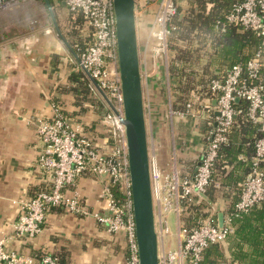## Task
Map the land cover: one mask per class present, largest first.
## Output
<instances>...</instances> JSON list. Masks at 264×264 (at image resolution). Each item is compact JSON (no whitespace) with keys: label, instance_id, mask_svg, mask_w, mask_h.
I'll list each match as a JSON object with an SVG mask.
<instances>
[{"label":"crops","instance_id":"1","mask_svg":"<svg viewBox=\"0 0 264 264\" xmlns=\"http://www.w3.org/2000/svg\"><path fill=\"white\" fill-rule=\"evenodd\" d=\"M36 4V0H28L20 8L36 12ZM10 12H0V241L3 249L35 261L49 256L56 264H125V235L107 232L104 224L94 217L107 216L109 212L105 184L89 171H83L72 185L63 189L67 197L76 199L79 213L63 207L49 208L37 235L28 238L14 234L12 225L20 215L21 203L50 186V177L37 164L42 148L36 134L38 121L49 118L52 109L57 108L76 138L102 156L112 150L114 130L106 103L53 27L40 20L41 16L33 14L35 19H28ZM134 15L148 157L154 158L164 175L176 174L179 179L189 173L192 177L204 144L207 114L202 108L205 102L181 111L172 107L180 96L178 84L186 83L185 76H177V68L192 73H189L187 99L195 101L200 89L198 80L217 74L223 67L205 63L203 58L178 65L177 61L172 62L176 55L169 49L164 55L155 56L148 34L150 12L140 10ZM56 20L65 38L64 21ZM38 23H41L39 27ZM87 30L83 27L81 36ZM65 41L68 43L66 38ZM78 71L88 85L76 77ZM211 186L212 192L208 198L204 197L202 210L212 213L217 221L218 213L224 217L230 198L219 183ZM167 215L170 213L164 214L165 221ZM170 216L176 231V217ZM181 218L180 213L177 217L180 226ZM174 237L175 233L164 240H174Z\"/></svg>","mask_w":264,"mask_h":264},{"label":"built area","instance_id":"2","mask_svg":"<svg viewBox=\"0 0 264 264\" xmlns=\"http://www.w3.org/2000/svg\"><path fill=\"white\" fill-rule=\"evenodd\" d=\"M28 0H0V12L8 11ZM69 13H79L92 30V44L78 57L79 64L89 73L103 92L117 115L110 110L114 134L113 146L107 156L99 155L89 145L76 138L57 108L52 109L49 118L39 120L36 134L41 144L37 164L50 177L47 191L37 192L31 199L21 203V212L12 229L18 237H34L41 231L46 211L51 207H63L69 212L79 213L74 197H67L63 189L73 184L83 171H89L104 184L117 183L123 199L116 204L108 188L104 187L107 216H94L104 224L109 233L122 232L126 238L127 259L125 264H138L134 240L133 220L126 167L123 128L119 122L121 97L115 54L114 17L111 0H62ZM229 8L224 21L240 31L252 34L257 45L244 62L231 65L216 74L208 83L209 98L202 108L207 114L209 127L204 133V144L199 154V165L190 181L177 179L176 174L164 175L158 169L154 158L149 157V183L153 205L154 231L157 240V264H199L205 248L223 243L231 233L230 216L244 214L252 207L264 204V0H224ZM188 0H134L135 12L149 11L151 22L148 34L153 41L155 56L164 55L166 38L175 30L174 18L180 20L187 11ZM211 4H205V10ZM195 9V6L193 7ZM183 12L179 19L178 15ZM237 100V102H235ZM211 101L215 105L210 104ZM242 102L244 108L237 107ZM189 106H186L188 109ZM216 112L217 115H214ZM258 126V137L252 144L246 179L239 183V196L232 214L223 217L222 228L211 219L210 213L198 226L191 229L180 226L177 217L184 199L195 196L202 199L207 187L218 148L225 144L234 119L238 115ZM239 159H241L239 157ZM176 217V231L172 248H168L165 237L169 231L164 214ZM165 246L167 248H165ZM0 264H56L49 256L35 261L13 252H5L0 241Z\"/></svg>","mask_w":264,"mask_h":264},{"label":"trees","instance_id":"3","mask_svg":"<svg viewBox=\"0 0 264 264\" xmlns=\"http://www.w3.org/2000/svg\"><path fill=\"white\" fill-rule=\"evenodd\" d=\"M206 3L211 4L208 10H205ZM187 5V11L183 18L180 20L173 19L172 23L175 30L168 36L170 41L169 50L176 55L172 60L173 63L177 61V64L180 65L192 62L193 55L198 53L200 49L202 50L205 45L207 46V43L208 48L211 49L209 54L206 55L208 56L207 62L223 67L221 71L226 70L233 64L244 62L251 56L257 45V40L249 32H242L225 23L224 15L229 8L226 1L188 0ZM194 6L196 9H193ZM65 20L68 25L64 33L65 38L74 54L79 57L92 44V30L79 13L68 12ZM85 26L88 30L81 36L80 31ZM185 41H187L186 49L177 47V43H185ZM191 43L197 46L193 47ZM189 73L177 68V76H185L186 83L183 85L178 84L177 90L180 96L177 97V102L174 105L172 104V107L176 110L181 111L184 108L186 109V106L192 108L201 102H206L210 94L208 83L216 77V74L201 77L197 84L200 86L198 99L192 101L189 97L187 99L190 89L188 85ZM77 74L76 77L81 78L88 85L82 73L78 71ZM204 74L203 72L202 76ZM237 107L244 108L245 104L239 102ZM208 123L209 121L205 124V130L209 127ZM260 136H262V133L258 132V126L248 122L244 115L240 114L234 119L225 144L218 148V158L214 163L210 181L203 196L208 198L213 189L211 185L214 182L219 183V186L226 190L227 198H230L224 216L232 214L233 206L239 196L237 185L246 179L250 159L253 155L252 144ZM260 168L264 172V162L260 164ZM182 179L190 181L191 174L181 175L179 180ZM105 185L116 204L120 206L123 196L117 183L107 181ZM203 203V199L195 196L181 201L179 207L181 209L182 227L187 229L196 227L201 220L209 215L208 212L202 210ZM211 219L214 220V217L212 216ZM229 225L232 230L231 233L226 236L223 243L212 244L205 248L199 264H264V204L252 207L244 214L231 215ZM222 249L227 251V254L223 255Z\"/></svg>","mask_w":264,"mask_h":264},{"label":"water","instance_id":"4","mask_svg":"<svg viewBox=\"0 0 264 264\" xmlns=\"http://www.w3.org/2000/svg\"><path fill=\"white\" fill-rule=\"evenodd\" d=\"M64 6L62 0H58ZM51 25L58 39L68 50L86 79L106 103L108 109L117 115L103 92L89 73L79 64L68 43L61 35L48 0H43ZM114 17L115 54L121 97L119 122L123 128L126 167L129 179L131 213L138 264H157V240L154 231L153 205L149 183V157L143 115V102L135 32L134 0H111ZM183 16L181 11L178 15ZM237 102V100H235ZM212 106L215 105L211 101ZM217 115L216 112H213ZM199 161L195 163L193 174ZM204 199L203 195H200ZM170 215H173L170 213ZM217 227L222 228L223 215L218 213Z\"/></svg>","mask_w":264,"mask_h":264},{"label":"rangeland","instance_id":"5","mask_svg":"<svg viewBox=\"0 0 264 264\" xmlns=\"http://www.w3.org/2000/svg\"><path fill=\"white\" fill-rule=\"evenodd\" d=\"M48 1H49V5H50V8H51V12H52V14L54 16V19L56 21V24H57V20H56L57 18L62 19L64 21L62 27H63V30L66 31V27L68 25H66L67 22L64 19L66 18V15L68 14V11L66 10V8L64 6H61V4H60V2L58 0H48ZM36 2H37V4H36V8H37L36 12H33V10H31V11L28 10L29 8H27L26 10L25 9H21L20 8L21 7L20 5H18L17 7H14L13 9H10L9 11H11L10 12L11 14H13V13H19V14H21L22 17L25 16L28 19H32L34 15H35V17L36 16H41L42 18L40 17V20L44 21L45 24L48 27H52L51 22H50V19H49V16H48V13H47V10H46V8L44 6V3L42 2V0H36ZM14 9H16V10H14ZM195 9H196V7H195ZM12 10H13V12H12ZM33 19H35V18H33ZM14 25H15V23H14ZM32 25H34V23ZM40 25H41V23H38V27ZM57 27H58V25H57ZM59 28H60V26L58 27V29ZM59 31H60V29H59ZM165 41H166V47H167V49H169V44H170L169 37L166 38ZM194 43H196V42H194ZM186 44H187V41H185V43H177V47H181L182 49H184V48L186 49V47H187ZM191 45L193 47H196L197 46L196 44H193V43H191ZM208 47H209V45L207 43V46L205 45L202 48V50L200 49L198 51V53H196L195 55H193V57L191 58L192 59V62L193 61H198L199 58H203V62L207 63L208 56H206V55L209 54V52L211 51V49L208 48ZM179 50H180V48H179ZM166 221H167V227H168V231H169L168 236H171V235H173L175 233V228H174V226L172 224V217L170 215H167L166 216ZM165 242H166L168 248H172L173 247L174 240H171V239L170 240H167V241L165 240ZM165 248H167V247L165 246Z\"/></svg>","mask_w":264,"mask_h":264}]
</instances>
